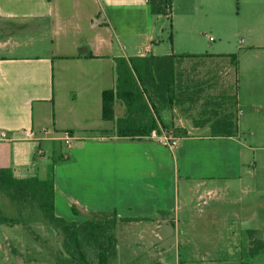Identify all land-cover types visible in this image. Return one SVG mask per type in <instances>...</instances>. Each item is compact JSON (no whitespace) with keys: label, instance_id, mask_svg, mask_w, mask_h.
I'll list each match as a JSON object with an SVG mask.
<instances>
[{"label":"crops","instance_id":"crops-1","mask_svg":"<svg viewBox=\"0 0 264 264\" xmlns=\"http://www.w3.org/2000/svg\"><path fill=\"white\" fill-rule=\"evenodd\" d=\"M194 1L198 15L205 6ZM174 17L175 0L165 17L153 16L148 0H0V136L8 137L0 139V166L42 178L36 162L15 166L23 151L9 146L36 143V155L44 156L45 146L60 149L61 133L70 132L75 140L67 147L74 152L54 175L59 217H70L61 208L78 222L93 213H117L139 219L119 225H145L157 233L173 214L176 232L181 184L188 198L193 185L231 189L257 179L256 152L264 150V48L249 51L244 65L240 56L204 41L210 28L193 29L196 20L189 19L180 33ZM14 31H33L34 38L14 42ZM168 56L176 57L141 65L142 83L127 69L133 57ZM108 90L117 92L112 121L103 119ZM151 124L160 135L177 137L178 147L139 133ZM262 205L253 198L240 207ZM256 210L240 214L244 231L264 234ZM250 220L258 228H250ZM128 248L121 253L118 241L116 263L140 264Z\"/></svg>","mask_w":264,"mask_h":264},{"label":"rangeland","instance_id":"rangeland-1","mask_svg":"<svg viewBox=\"0 0 264 264\" xmlns=\"http://www.w3.org/2000/svg\"><path fill=\"white\" fill-rule=\"evenodd\" d=\"M201 1L205 9L196 15L193 12L196 4L194 0H175L174 19L177 29L180 33L184 32L187 29L185 21L196 20L193 29L197 26L210 28L208 37L204 40L208 45L213 46L216 51L240 56L242 64L248 65L252 53L249 51L264 48V0ZM172 22V18L167 22L171 33ZM166 35L167 33L165 41L169 43ZM10 36L14 42L24 43L33 40L34 33L14 31ZM48 41L49 36L44 34V42ZM61 134L65 135L64 132ZM45 148L44 156L41 151L36 155V143L12 144L8 149L23 151L21 157L14 159L15 166L36 162L41 170L40 175L46 179L49 175H55L56 167L66 162L67 156L74 151L68 149L65 142L60 145V149H54L53 146ZM256 155L259 165L257 179L248 181L247 185L235 184L237 186H232L231 189H223L222 185H193L194 189L187 198L181 184L178 195V231L175 232L172 228L173 214L169 217V227L156 229L157 233L145 230V225H119L116 234L120 252L129 245L127 252L132 254L129 256L138 257L140 264H151L160 261L161 257L165 264H264V249L256 244L258 253L252 254V236L244 231V221L240 218V214L254 213L256 210L253 207L242 210L240 204L257 198L262 200L263 205L256 211L264 219V150L257 151ZM7 203L6 199L0 198V204L8 205ZM62 212L61 208V214L70 216L69 219L64 217L66 220L79 221V217ZM9 214L15 215V212L9 211ZM249 222L250 228H258L251 220ZM123 230L128 231V237L123 236ZM254 237L264 240L262 233H256ZM61 240L53 229L40 220L34 219L29 227L2 225L0 264H56ZM126 259L124 257L121 260L125 262Z\"/></svg>","mask_w":264,"mask_h":264},{"label":"trees","instance_id":"trees-1","mask_svg":"<svg viewBox=\"0 0 264 264\" xmlns=\"http://www.w3.org/2000/svg\"><path fill=\"white\" fill-rule=\"evenodd\" d=\"M174 0H148L153 16H170ZM176 56L130 59L128 70H133L137 80L144 81L141 65H159L161 61L174 60ZM235 57V56H233ZM123 65V61L118 60ZM120 64V66H121ZM121 71L119 83L122 82ZM121 88V86H119ZM116 91L108 90L103 94V119H115ZM129 95L125 94L124 99ZM141 103L140 91L135 94V100ZM166 128V127H164ZM142 129V130H140ZM158 129L156 124L140 127L141 135H151ZM0 198L6 199L8 205L0 204V226L14 227L22 225L29 227L34 219L47 224L62 240L56 255V264H115L118 257L117 227L120 223L139 221V219H122L117 213H93L83 222L68 221L56 213L55 177L49 175L46 179L39 176L20 177L14 170L0 166ZM9 211L15 212L10 215ZM73 212L79 211L76 206ZM254 231L249 232L252 254L258 253L256 244L264 249V240L254 237Z\"/></svg>","mask_w":264,"mask_h":264},{"label":"built area","instance_id":"built-area-1","mask_svg":"<svg viewBox=\"0 0 264 264\" xmlns=\"http://www.w3.org/2000/svg\"><path fill=\"white\" fill-rule=\"evenodd\" d=\"M151 138L158 140L159 142L169 146L171 148H176L179 145V139L175 137L172 133H164L160 135L157 131H153L150 135ZM7 134L1 133L0 139L7 140ZM68 147H70L73 143L75 138L70 132H65V135L62 138Z\"/></svg>","mask_w":264,"mask_h":264}]
</instances>
